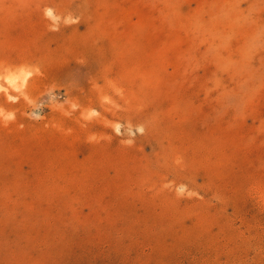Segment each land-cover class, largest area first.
I'll use <instances>...</instances> for the list:
<instances>
[{"label":"rangeland","instance_id":"rangeland-1","mask_svg":"<svg viewBox=\"0 0 264 264\" xmlns=\"http://www.w3.org/2000/svg\"><path fill=\"white\" fill-rule=\"evenodd\" d=\"M0 264H264V0H0Z\"/></svg>","mask_w":264,"mask_h":264}]
</instances>
